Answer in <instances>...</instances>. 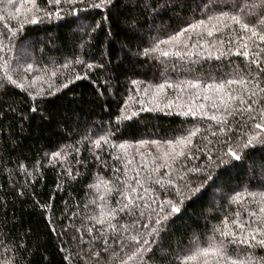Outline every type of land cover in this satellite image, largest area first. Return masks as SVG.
Here are the masks:
<instances>
[{
    "label": "trees",
    "instance_id": "16d2710c",
    "mask_svg": "<svg viewBox=\"0 0 264 264\" xmlns=\"http://www.w3.org/2000/svg\"><path fill=\"white\" fill-rule=\"evenodd\" d=\"M88 3L99 0L73 5L78 9L75 15L62 3L61 15L49 17L44 12H54L55 7L47 0H36L43 10L39 13L25 10L32 8L30 0H13L11 5L0 0V43L7 46L0 51V64L7 60L17 69L9 72L17 84L8 82L0 69V264H119L134 250L130 237L136 235L149 249L136 264H217L211 253L188 259L196 255L198 246L208 247L213 238L225 241L224 250L232 259H244L248 253L255 258L254 264L260 261L264 248L249 252V245L228 243L232 237H222L214 230L224 231L227 218V230L239 237L233 221H254L253 212L264 222V214L259 212L264 208L260 199L264 194V148L258 145L245 150L239 161L225 157L228 163L219 164L217 160L229 147L236 149L245 134L256 131L255 123H264L258 112L250 119L247 111L228 116L224 109L225 103L238 105V101H229L227 93L243 89V85L226 81L241 75L248 78L249 59L237 55V49L247 43L255 51V44L261 48L264 44L254 37L238 40L250 33L224 19L216 24L220 30L212 37L201 26L160 44L161 51H180L182 57H164L161 52L145 56L143 51L199 20L211 27L216 22L209 23L208 15L221 10L264 31L261 0H219V6L216 0H153L156 11L147 14L141 11L140 0H113L103 9L88 8ZM21 4L24 8L17 12ZM253 4L257 6L254 10L241 15L246 5L251 9ZM33 15H39V22H30ZM29 64L32 70L22 71ZM251 68L255 74L257 66ZM197 80L199 88L187 84ZM21 82L27 87H18ZM213 82L224 83V89L206 92V85ZM161 84L165 85L162 90L158 88ZM260 107L253 105L254 109ZM189 108L194 114L188 113ZM122 111L136 115L118 120ZM212 115H225L228 123L218 124L209 119ZM197 128L199 132L184 149L186 155L172 160L173 149H181L176 141ZM101 136L108 143L101 141L97 148L93 141ZM169 140L172 146L167 144ZM54 152L67 154L66 158L54 159ZM165 153H169L167 161ZM213 161L218 166L209 168ZM165 162L171 167L152 171ZM195 168L207 169L213 178L219 174V179L204 181L194 195L185 190V197H178L176 187L183 188L178 170L186 173L185 179L195 188L203 181L202 172L189 171ZM136 179L143 187L136 185ZM156 179L164 186L156 184ZM168 179L174 184L169 186ZM98 180L111 181V193L103 184L99 192L89 187ZM125 182L137 187L133 196L144 197V201H136L140 207L134 211L137 217L141 211L145 216L135 225L132 220L137 217L119 211L127 203L119 191L130 192ZM102 195L104 200L99 199ZM164 200H172L181 211L162 222L158 235H149L157 227L152 209ZM102 204L107 205L105 211L116 209L114 218L105 217L103 225L92 219L100 217ZM109 222L118 231L113 232ZM123 225L131 226L124 231ZM97 252L99 256L93 255Z\"/></svg>",
    "mask_w": 264,
    "mask_h": 264
},
{
    "label": "snow or ice",
    "instance_id": "6c2138e0",
    "mask_svg": "<svg viewBox=\"0 0 264 264\" xmlns=\"http://www.w3.org/2000/svg\"><path fill=\"white\" fill-rule=\"evenodd\" d=\"M113 0H99V3H88L87 7L88 8H106L109 5H111ZM8 4H12L13 0H7ZM30 3L32 4V8L25 9L27 12H36L39 13L43 11L40 9L37 4L36 0H30ZM47 3L49 5H53L55 7L54 12H44L45 16H53L55 15L56 17H59L61 15L62 9L59 7L62 3L69 5L71 12L75 15L78 12V9L76 7H72L73 5L77 4H85L86 0H47ZM217 6H219V0H216ZM261 5L264 6V0H261ZM139 7L141 11L145 14H147L149 11L155 12L156 8L153 6V0H140ZM235 7V6H233ZM257 6L253 4L251 6V9L246 5L245 9L241 10V15L244 14L246 11L254 10ZM22 8H24V5L21 4L20 7L16 9L17 12H19ZM259 16H264V7H262L261 12L259 13ZM224 19H229L233 23L238 24L241 29L245 30L247 33H250L249 37H240L238 36V40H244V39H251V38H256V40L260 41L261 44H264V31L258 29L257 27L250 26L249 23H246L242 20L241 16L237 15H231L228 12L220 11L219 14H212L208 15L207 20L209 23L215 21L216 23H212L211 27H208L206 25L205 20H199L195 24H190L188 28L182 29L179 33L176 34L174 37H170L168 41H159V43L155 44L154 47L144 49L143 54L145 56L155 53V52H161V55L164 57H168L170 55H175L177 57H182L184 53L180 51H175V52H169V51H161L160 49V44L164 43H170L171 41L176 40L179 36H183L187 33L189 29L195 30L201 26H204L206 29V34L208 37H212L214 35V32L219 31L220 29L217 28L216 24L217 23H222ZM28 22V21H26ZM31 23H37L39 22V15H33ZM22 26V25H21ZM227 27V25H225ZM205 43H208V41H205ZM255 44V41H253ZM7 46L3 45L0 43V51L4 50ZM243 49L241 51L240 49ZM237 55H242L243 57L249 59V65H248V78H245L243 75L240 76L238 79H228L226 83L228 85L232 84H238V85H243V89L241 92H237L236 94H233L232 92L227 93L229 101L236 102L238 101L237 107H233L232 104L225 103L224 104V109L225 112L227 113L228 116L234 115L235 112L237 111H247L249 114V118L252 119L253 113L258 112L260 114L261 120H264V87H261V78L262 74H264V48H261L260 44H255V51L251 50L249 48V45L247 43H242L240 48L237 49L236 51ZM223 55V53L221 54ZM209 58H211V54H209ZM216 59H220V56H216ZM76 63H83V61L77 60ZM256 65L257 66V72L253 74L251 65ZM88 68H92L93 65L88 64ZM0 69L3 70L4 72V77L8 82L11 84H17L16 80L12 79V76L9 75V72L15 73L17 69H13L10 65V63L5 60L3 64H0ZM32 70V65L29 64L27 65L26 68H23L22 71L28 72ZM52 75H56L55 72L52 73ZM211 79V77H209ZM35 81H33V84ZM133 83H138L137 81H133ZM187 84L191 88H199L200 87V81H188ZM251 86V87H250ZM18 87L20 88H25L27 85L25 83H19ZM165 87V85L161 84L158 86L160 90H162ZM171 87V85H169ZM179 87V86H177ZM225 87L224 83L216 84L215 82L207 84L205 87L206 92H210L212 90L216 91H221ZM183 90V89H181ZM39 94V93H38ZM209 96H205L204 99H209ZM255 98V99H253ZM249 100H251V103H249ZM254 104L261 105L260 108H253ZM239 105H245V109H240ZM168 106H171V102H169ZM214 108L216 107L215 104L212 105ZM231 109V110H230ZM188 113L194 114L193 110L191 108L188 109ZM188 113H185L187 115ZM136 113H130V114H125L123 111L121 113V116L118 117V120L123 119V120H130ZM209 119L216 121L218 124H227V117L225 115H212L209 117ZM254 131L251 135L245 134V138L243 139L242 142H239L237 144V148L233 149L232 147L228 148L227 153L224 154V157L217 156V160L219 161V164H227L228 160L225 159V157L230 158L231 160L239 161L241 159V154L245 151L248 150L249 148L255 149L258 145L264 148V123H255L254 124ZM221 131H225L224 128H221ZM199 132V129H195L193 131H189V134L187 137H183L179 140L176 141L177 144L181 145V149L179 151H175L173 149V152L171 153V159L176 160L181 156H185L186 153L184 151L185 148H187L188 145L192 143L191 137L195 136ZM215 135V133H213ZM101 141H103L105 144L108 143V139L105 136H101L99 139L93 141L95 146L97 148L101 147ZM141 144L147 143V141H140ZM151 143L153 144H159V141H152ZM167 144L169 146L173 145V141L169 140L167 141ZM113 147H116V145H113ZM119 147L121 149L125 148L124 144H120ZM66 155L61 154V152H54L52 153L53 158H60L61 160L66 158ZM165 160L167 161V158L169 157V153L164 154ZM195 158V157H194ZM208 160H212V156L208 155ZM119 159V157H117ZM128 163H131V161H128ZM218 166L216 164V161H213L211 165L208 167H214ZM161 167H171L170 164L165 162L164 164L158 165L156 168H154L152 171L157 172L159 171V168ZM119 171V170H118ZM189 171H195L197 173H203V181L195 188H193L191 185L193 182H190L185 179L186 173L183 172V170H178L177 172V179L179 181L183 182V188L176 187L175 192L178 197H185V190L189 194H196L200 192L201 188L204 186V181H211L212 183H215L216 179H219V174L215 178L211 175L210 172L207 171V169L201 170L200 168H195V169H190ZM70 174V173H69ZM138 174V173H137ZM199 179V178H198ZM117 180H119V177H117ZM156 184H160L161 187H163V183L160 179H156L154 181ZM111 181H104V180H98L97 183L90 185L89 187L95 188L98 192L100 190V185L103 184L107 188L108 193H111L112 188H108V185L111 184ZM136 185L143 187V182L139 179L135 180ZM167 184L169 186L174 184V181L172 179H168ZM125 187L130 189V192H125V191H119V195L123 196L124 199L127 201V203H123L119 211L125 212L127 211V214H129L132 217H137L136 212L134 209H138L140 207L139 204L136 203V201H144V197L140 196L139 194L133 196L132 193H138L137 187H132L130 184H127L125 182ZM147 191V189H145ZM100 200H104V196L99 197ZM238 199V198H237ZM260 199L264 201V194H261ZM155 202V201H153ZM182 202V200L180 201ZM95 203V201H93ZM120 203V202H118ZM164 205H167L168 209L170 210L169 212L165 211ZM107 207L106 204L100 205V217L97 218L95 216L92 217V219L96 220L97 223L103 225L106 223L105 217L109 218H114L116 214V209H111L109 211H105V208ZM146 207L151 208V204H147ZM158 209V211H157ZM157 209H152V212L155 214L157 217L155 220V225L157 227H153L149 235L159 234V228L163 226V221H166L171 214L175 213H180L181 209L176 206V203H174L172 200H164L161 201L160 203L157 204ZM259 212L261 214H264V208H260ZM239 215V213L237 214ZM145 216V213L143 211L139 212L138 217L134 218L132 220V225H135L139 223L140 218H143ZM251 216L255 217L256 219L254 221H251L249 223H243L239 219L234 220L233 223L236 225V227L240 230V235L237 237V233L235 231H229V224L227 222V218L223 224V228L225 229L222 231L219 227L216 228L214 231L219 232L222 237H232L231 240L227 241L228 243L236 244L237 246L239 245H249V252L251 249H255L257 247L264 248V222L261 221L260 216L253 212L251 213ZM131 225H123L122 228L124 231H128L129 227ZM144 227H147V224L143 225ZM108 227L113 230V232L118 231L117 227L113 223H108ZM103 235V233H101ZM131 241L135 242V247L134 250L130 255H127V261L121 259L119 261V264H127L128 261H132L133 264H136L138 260L142 261L143 260V253L149 251L148 248H144L143 245L140 244V237L138 235L136 236H131L130 237ZM117 243L120 241L117 240ZM105 244L108 243L107 239L104 241ZM143 244H148V240H144ZM225 246V241L221 240L220 242L215 241L213 238L212 243L209 244L208 247L200 248L199 246L197 247L196 250V255L189 256L188 259L195 260L197 259V256L203 255L207 257L210 253L214 254L215 257L217 258V264H219L220 260H223V264H254L255 258L248 253L245 254L244 259H232V257L228 256L224 250ZM124 250V246L122 245L121 251ZM107 251V248L105 249ZM95 256H99V253H93ZM118 255L117 253H113V256L115 257ZM255 264H264V258H260V261L255 262Z\"/></svg>",
    "mask_w": 264,
    "mask_h": 264
},
{
    "label": "rangeland",
    "instance_id": "374dc122",
    "mask_svg": "<svg viewBox=\"0 0 264 264\" xmlns=\"http://www.w3.org/2000/svg\"><path fill=\"white\" fill-rule=\"evenodd\" d=\"M21 51H18V53H20Z\"/></svg>",
    "mask_w": 264,
    "mask_h": 264
}]
</instances>
